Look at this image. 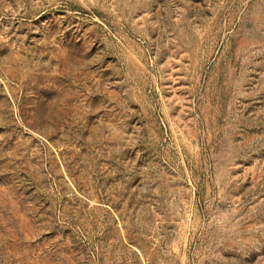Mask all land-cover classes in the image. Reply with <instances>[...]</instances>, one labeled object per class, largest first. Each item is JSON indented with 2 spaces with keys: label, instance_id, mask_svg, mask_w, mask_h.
Wrapping results in <instances>:
<instances>
[{
  "label": "rangeland",
  "instance_id": "obj_1",
  "mask_svg": "<svg viewBox=\"0 0 264 264\" xmlns=\"http://www.w3.org/2000/svg\"><path fill=\"white\" fill-rule=\"evenodd\" d=\"M0 264H264V0H0Z\"/></svg>",
  "mask_w": 264,
  "mask_h": 264
}]
</instances>
